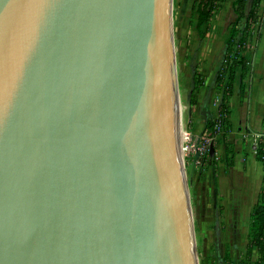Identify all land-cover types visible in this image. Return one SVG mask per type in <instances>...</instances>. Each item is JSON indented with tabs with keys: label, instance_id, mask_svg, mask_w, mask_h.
Segmentation results:
<instances>
[{
	"label": "water",
	"instance_id": "95a60500",
	"mask_svg": "<svg viewBox=\"0 0 264 264\" xmlns=\"http://www.w3.org/2000/svg\"><path fill=\"white\" fill-rule=\"evenodd\" d=\"M170 4L0 0V264H198Z\"/></svg>",
	"mask_w": 264,
	"mask_h": 264
},
{
	"label": "rangeland",
	"instance_id": "374dc122",
	"mask_svg": "<svg viewBox=\"0 0 264 264\" xmlns=\"http://www.w3.org/2000/svg\"><path fill=\"white\" fill-rule=\"evenodd\" d=\"M233 20L234 14L220 7L209 25L202 26L205 37L201 38L195 26L193 0H171L170 40L179 95L180 143L198 264H252L257 258L256 252L246 257L245 227L249 219L248 215L236 216V185L216 182V165L223 161L222 154L211 163L209 153L199 158L193 150L188 151L199 142L206 123L218 117L221 94L216 92L214 80L224 60L228 26ZM198 77L202 86L195 94L196 106L190 108V90ZM259 137H243L250 152L255 153ZM223 140L221 129L209 144L218 149ZM239 170L238 162L235 171ZM206 178L213 182H203Z\"/></svg>",
	"mask_w": 264,
	"mask_h": 264
},
{
	"label": "crops",
	"instance_id": "0c3cea01",
	"mask_svg": "<svg viewBox=\"0 0 264 264\" xmlns=\"http://www.w3.org/2000/svg\"><path fill=\"white\" fill-rule=\"evenodd\" d=\"M233 1L225 0L221 5L222 11L233 13ZM258 16V21L252 24L251 35L243 53L247 60V70L242 78L241 70L238 69L227 104L229 110L227 118L231 128L220 147L214 148L213 156L216 160L218 153H221L223 160L216 165V182H233L236 185L234 191L236 216L241 218L248 215L249 219L245 227L246 236L250 213L263 186L264 167L257 161L255 153L250 152L245 146L243 137L252 135L260 136V139L264 133V0H261ZM203 128L204 125L202 131ZM228 145L233 150L232 154L226 153ZM229 159L232 160V165L227 164ZM238 162L240 170L235 171ZM203 182L213 181L206 178Z\"/></svg>",
	"mask_w": 264,
	"mask_h": 264
},
{
	"label": "trees",
	"instance_id": "16d2710c",
	"mask_svg": "<svg viewBox=\"0 0 264 264\" xmlns=\"http://www.w3.org/2000/svg\"><path fill=\"white\" fill-rule=\"evenodd\" d=\"M193 2L194 14L196 16L195 26L200 37L204 38L205 31L202 30V26L209 25L215 13L220 9L225 0H193ZM260 3L261 0H234L232 3L234 20L228 26L229 34L226 39L224 60L214 80L215 90L221 94L216 121H220L224 138L231 128L227 118L229 113L227 105L228 100L232 94L233 84L238 69L241 70L242 78L247 70V60L243 53L246 51V45L251 35L252 24L258 21ZM201 86L202 81L198 77L190 90L188 98V105L190 108L196 106L195 94ZM216 121L210 120L205 125L203 134L209 139L215 137L216 131L214 125ZM226 153H233L229 145L227 146ZM255 156L257 161L264 167V137H261L258 141ZM214 161L215 157L211 158V163H214ZM227 164L232 165V160L229 159ZM262 185L257 202L250 213V223L247 234L246 257L249 259L253 252L257 254V258L252 264H264V170ZM239 264L247 263L240 261Z\"/></svg>",
	"mask_w": 264,
	"mask_h": 264
},
{
	"label": "built area",
	"instance_id": "2783aa9c",
	"mask_svg": "<svg viewBox=\"0 0 264 264\" xmlns=\"http://www.w3.org/2000/svg\"><path fill=\"white\" fill-rule=\"evenodd\" d=\"M214 129L217 132H219L221 130V125H220V121H216L215 125H214ZM211 139L207 138L204 134L202 135V137L200 138L199 142L196 144L194 143L189 149L188 151L193 150L196 155L201 158L202 156L206 155L209 153V142ZM198 159L196 161V163H199Z\"/></svg>",
	"mask_w": 264,
	"mask_h": 264
},
{
	"label": "bare ground",
	"instance_id": "6f19581e",
	"mask_svg": "<svg viewBox=\"0 0 264 264\" xmlns=\"http://www.w3.org/2000/svg\"><path fill=\"white\" fill-rule=\"evenodd\" d=\"M170 8H171V4H170ZM169 40H170V24H169ZM177 112H178V106H177ZM178 140H179V145L181 146V143H180V130H179V115H178ZM182 151V149H181ZM194 241V244H195V240L193 239Z\"/></svg>",
	"mask_w": 264,
	"mask_h": 264
}]
</instances>
